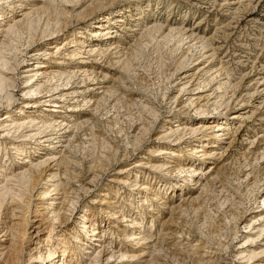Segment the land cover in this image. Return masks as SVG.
I'll list each match as a JSON object with an SVG mask.
<instances>
[{"label": "rangeland", "instance_id": "rangeland-1", "mask_svg": "<svg viewBox=\"0 0 264 264\" xmlns=\"http://www.w3.org/2000/svg\"><path fill=\"white\" fill-rule=\"evenodd\" d=\"M16 1L17 0H15V2ZM18 1L21 2L22 0ZM61 1L63 2V0ZM71 1L72 2L67 4L70 10L73 7V3L79 2L80 4L73 8L74 11L69 10L70 14L66 19L64 18L66 27L65 30L60 33L59 40L55 41V36H46L41 40L36 39L37 42H33L30 45L31 47L29 46L28 48V50L40 48V54H38L37 59L39 61H44L45 65H48L49 61H51L50 66H52V68H61L65 65L54 63L57 62L54 60L61 58V56L58 55L45 59V55L42 54L43 48L49 49V46L52 44L54 45L56 42H61L62 44V40L65 37L72 34V32L81 31L83 27L92 29L94 22L100 20L101 16L110 14L111 12L113 13L120 8V10L123 11V18H126V20L130 19L125 15L127 12L122 9L129 3H138L136 11L133 9L134 7L131 8V11L133 13L141 12V15L144 16L146 20L149 18L151 20L153 19L152 21L162 22L165 20L180 22L182 20L183 24L191 28L194 33L205 35L206 38L210 39L211 46L209 48L211 49L205 53L207 56H201V53H198L199 47L188 49L187 40L180 41L178 34H173L172 37H165V40H163L164 38L156 37L152 40H148L146 42L148 44L142 46L136 56H132L133 71L127 74L118 67V64L111 65V63L107 62L102 63V65L107 68L104 70L105 72H103L107 73V76L100 77L95 81L98 82V86H102V88H98L91 93L87 91L90 88L78 90H84L83 94L87 95V97L94 95L96 98L104 99L101 101L100 106L93 112L90 110L92 108V106H90L91 103L84 105V102H79L80 109L76 111L79 114H76L73 118H78V121H83L85 118H90V120L78 129V131H76V129L74 130L77 134V138H75L74 143L71 145L72 148L70 147L65 152V154H67H64V156H66L67 159L65 158V161L60 164V169L61 172L66 170L71 177H75L74 179H69L68 186H71L72 189L74 188L73 190L76 189V191H78V185L87 188L89 185L85 182L90 180L94 174L97 175V180L95 186L90 188L91 190L89 193L79 191V202L75 209V214L64 228L68 229V231L72 229L71 227L75 226L77 228L78 226L77 223H75V219L84 214V204H88L94 213L99 214L98 218L102 219H98L99 227L102 229L106 228L105 234H103L101 239L102 241H89L91 251L94 250V248L97 251L100 250V244H102L101 247H105L106 250L108 245L112 247L116 245V247L113 248L114 250L120 246H125L126 249L129 248L128 250L130 252L143 251L144 254H141H143L144 257L142 256L140 259H136V262L129 264H138V262H140V264H238L241 260L237 259V254L235 255L234 251H236L237 246L242 243L240 238L242 237L241 231L243 230L242 227L244 222L242 221L243 219L241 220L242 222H238L235 229L240 231L236 235H233L232 230L234 231V229L231 228L233 225L227 224L225 226V221L227 220L224 219L225 214L222 212L224 209H228L226 205L228 202L224 201L225 204L220 208L219 205H217V200H222L223 195L227 197L226 194H228L229 198L227 199L234 202V207L238 208L236 212L244 217L246 216L245 220H249L248 222H253V219L260 213V208H262L261 198L264 197V156L262 158L259 156L264 147V0H254L252 2V6H254L252 9L251 7H247V9H244L241 13L236 12L237 15L232 14V9L228 10L229 7H227H236V5H230L232 0H151L149 5L150 10H145V5L147 3L144 4L143 2L146 0ZM245 2L247 3L248 1ZM33 4L39 6L41 5V0L24 1V6H16L18 8L14 10V13L10 17H18V14L28 11L27 8L33 7ZM24 8L26 9L24 10ZM40 17L41 16L36 15L31 16V18L35 20ZM44 17L45 16H42L40 19L41 24ZM137 17V15L131 17L130 26L135 25L138 21H145L144 19L135 20ZM110 24L111 26H115L112 22H110ZM114 29H118L117 25ZM118 31L121 33V37L118 36L116 39L120 37L119 39L125 43L124 45H132L133 42L131 39L133 34H130L131 31L127 29ZM2 38L3 37L0 35V40H2ZM70 38L71 36H68L66 42H69ZM94 38L95 37H92L91 39ZM91 39H89V41H91ZM114 40L115 38L107 42L102 41V43L107 45ZM61 44L59 45L62 46ZM52 49L53 48L49 50ZM6 51L7 53L10 52L7 55H10L12 58L16 57L15 49L11 51L7 49ZM213 51L215 52V56L211 61L209 55H211ZM184 56H188L189 58L193 56V59H197L189 60L187 62V68L184 67L185 69H180L177 73V77L182 75L180 74L181 72L189 74L196 73L195 77L199 78V76H202V79L210 82H205L206 86L202 89H197V80H194L193 85L190 87V89H193L192 93L191 91H187L188 93L184 95H178V87L168 90L170 88L168 87V79L170 73L175 70L178 60L182 59ZM12 58L11 61L14 62ZM27 61L24 60L22 65L24 67L18 69L20 79H18L16 83L17 87L13 89L16 98H18V103L23 99V95L21 94L22 89L25 88V85L23 86V79L33 74L30 72L34 66L30 65L33 60L30 61V64H28L29 62ZM196 62L197 64H195ZM199 67H202V69L198 70ZM216 71L218 72L216 73ZM226 74H228L233 84L240 83L239 89L232 97V93L229 91L225 93L223 87H221L223 90L217 88L219 82L225 80ZM39 79L41 80L40 77ZM186 79L188 80V78ZM186 79H184V81H187ZM78 80L79 79H77L75 83H70L72 88H79V86L82 85V83H78ZM177 80L178 79L175 81L176 84L179 82ZM71 82H73V80H71ZM181 83L182 81L180 84ZM91 84L92 83H89V85ZM189 86L190 84L188 87ZM255 88H257V91L253 93ZM188 94L191 100H195V105L198 102L197 104L209 106V108H211L213 102L217 101L221 103L219 109H222L225 108L226 104H229V106L225 108L229 109L227 114L220 116V119L223 117L227 119L230 116L229 114L237 110L244 112L243 114H246V116H250L248 121H246V126L244 124L236 134L230 132V134L226 135L225 138H221V140H219L220 137H217L218 139L215 138V145L211 146L210 144H212V142L208 143L206 147H203L205 152H210L218 148L217 151L219 155L217 154L215 158L209 157L210 155L208 154L200 156V153H193L191 155L184 152V144L178 147L174 146V142L168 140L164 142L163 140L157 139L168 131L166 126L174 129V123H197L192 113V108H194L195 105L191 107L185 101L186 98L189 97ZM173 95H177L178 101L175 103ZM250 95L253 96L251 97ZM242 98L246 100V107L238 109L241 104L236 100H241ZM78 101H67L65 103L71 104L70 107H73ZM144 105H149L148 107L150 109L148 107L145 109ZM65 106H61L60 108L65 111ZM41 108L43 112H46V116L47 114H52V116L55 115L54 117L58 120L57 122L63 120V124L65 125L69 120L68 116L65 117L64 112L55 114L49 112L47 106ZM5 109V106H0V115L5 112ZM9 109L13 111V107ZM225 109L222 110L224 111ZM69 112L71 113V111H67V113ZM174 112L175 114L173 115L172 113ZM82 114L85 115L84 118ZM33 115L36 116L37 114L35 113ZM146 115H149V118H147ZM37 116L40 115L38 114ZM188 117L191 118L192 121H186ZM145 118L147 119L145 122L151 121L150 124L146 123L150 125V130L146 135L144 133L141 134L142 138H145V140L142 145H140L141 147H139V144H135V136L138 135L137 132L140 127V120L142 121ZM219 120H211V125L217 123ZM236 121L237 120L234 119V126H238L239 122ZM216 128L208 129L204 135L208 134V136H210L209 133ZM52 129H47L43 133H54L50 136V139L47 137L43 138L49 139L42 144L45 149H47V144L49 142L55 141L53 138L55 137V132H53L54 130ZM61 132H63V130H61ZM231 137H234V139L231 140ZM102 138L116 149L117 154L115 161H112L113 151L107 152L104 150L105 148L102 147ZM192 140L193 139L190 140V143L194 142ZM252 140L254 142L251 147L249 142ZM200 143L202 144L204 142H199V139H196L194 142L195 145H199ZM216 143L219 145L216 146ZM137 146L139 148L138 150H135L134 153H130L131 155L128 153L129 156L127 155L128 157H125V149L130 152ZM153 146L154 150L158 148L161 149L163 153L159 155L149 154L148 149ZM169 147L174 150L175 153L179 151L183 153L182 157H177L175 155L169 156L170 161H167L165 168L169 172L149 168L148 165L157 164L164 160L166 157L165 155L169 153ZM199 148L201 149L202 147ZM250 150H252V152H249ZM244 151L246 152V157L242 155ZM30 156L31 153L29 154V157ZM39 156L44 155L42 153L35 158ZM203 157H206L204 161L202 160ZM41 158L43 157L39 159ZM15 160H13L14 162L11 160L9 162L10 165L8 163L7 174H10L11 170L13 171L15 169ZM21 160L22 159H19V161ZM181 160L187 164L192 162V164H195L197 167L204 164L203 167L206 169L209 168L210 170L209 176L211 178L216 177L214 183L210 185L207 184L205 191L202 192L200 186L198 187L197 184L196 186L194 181L185 179V171L180 177L175 176V169L173 166ZM138 163H145L146 166H135ZM48 168L49 167L43 169L46 174L49 172L47 171ZM122 168L128 170L119 173L118 170ZM135 172L140 174L137 180L138 183L146 182L144 180V175L146 177L147 175L151 176L155 174L158 188L165 178L168 182H171V180H175V182L178 181L185 187L183 186L184 188L181 191H174L171 189L173 185L168 184V186H166L168 190L165 192V188L162 189L161 187V191L158 192V197L163 196L162 200L167 204L165 205L159 202L160 199L157 197L151 200L150 210H148L149 206L142 203V196L145 194L144 190L136 195L135 205L138 211L134 208H131V210L134 214L144 217V229L137 230L136 228L135 232L140 231V235L148 237L146 240L148 244H142L139 248L131 250V247L134 248L133 244L131 245L129 241H125L122 232H132L134 230L124 225L125 221L121 222L117 217L112 218L111 213L118 211L119 205L127 198L128 194L132 193L133 190H130L131 186H129V182L133 180V174ZM248 172H251V174L246 177ZM255 176H257V180H254ZM181 179H184L183 183ZM259 179H261V181H259ZM238 181L242 184L240 187L237 185ZM10 184L13 186L15 182L12 181ZM71 187L69 188L70 192ZM136 191L137 190L133 192L135 193ZM70 196L72 197L74 195L71 193L69 197ZM93 199L94 201H92ZM238 199L241 202L240 204L236 202ZM40 201L41 200L37 197L35 199V196H32L29 217L35 215L33 211L37 209V205L41 203ZM47 201L48 200H46V202ZM104 201H106V203H102ZM128 207L127 205L124 206L125 214H128ZM172 207L174 210L171 213ZM18 210L19 209L15 210L17 215L12 217H10V215L4 216L2 210H0V229L4 225L3 227H6V231L8 226L22 224ZM101 212L104 213L101 214ZM152 218L153 220L150 221ZM167 219H171L170 223L166 222L168 221ZM163 222L165 224H163ZM38 224L39 222L26 223L25 228L27 229V234L22 240L24 247L20 252L19 250L17 251V248L21 241L17 239L16 235L18 234L16 231L11 229L9 232L8 230L6 233L7 235L5 234L4 236L2 235L5 232L0 231V264H14L8 261L10 257L15 256L19 257L18 262L14 260L15 264H28L29 253L35 243V226ZM152 224L153 226H151ZM44 226H42V228ZM95 227H97V225ZM59 229H61V227L56 229L54 238L56 235L61 234V232H57ZM90 230L91 228H88L87 232ZM62 234H64L68 240L72 241L70 237L72 233L68 235L62 231ZM75 245L76 244H74V246ZM255 246L258 248L257 250L264 248V233L258 238ZM109 251L110 250H108V252ZM76 253L79 254V258L84 257L86 260L89 259V254L84 255L81 254L80 251ZM107 255L108 253L98 254L97 259L104 263ZM60 257L61 256L58 255L52 260V263L54 264L57 261L56 259ZM114 259H116V257ZM259 261H264V254L259 258ZM113 264L117 263L114 262Z\"/></svg>", "mask_w": 264, "mask_h": 264}, {"label": "bare ground", "instance_id": "bare-ground-1", "mask_svg": "<svg viewBox=\"0 0 264 264\" xmlns=\"http://www.w3.org/2000/svg\"><path fill=\"white\" fill-rule=\"evenodd\" d=\"M24 1L26 2V0H22L21 2H19L18 0L16 2L15 0H0V35L3 37L2 40H0V106H5L6 108L5 112L0 115V210H2V214L4 216L10 215V217H12L17 215L15 210L19 209L18 212L22 220V224H18L19 226L17 224L10 227L8 226L9 228L7 227L6 231V227H3V225L0 231H4L5 233L2 236H4L8 232V230L10 232L11 229H14L18 234L16 235L17 239H20L21 241V243L18 241L19 245L17 248V251L19 250L20 252L24 247L22 240L27 234V229L25 228L26 223L29 224L33 222H39V224L35 226V243L34 247L31 248V252L29 253L28 264H53L52 260L58 255L61 257L56 259L57 261L54 264H113L114 262H116L117 264L134 263L136 262V259L138 260L142 256L144 257L143 251L130 252L128 250L129 248L126 249L125 246H120L119 248L114 250L113 248H115L116 245L114 247L108 245L106 247V250L105 247H101L102 244L99 245L101 248H99L100 250L97 251L95 250V248L92 251L90 250L91 245L89 246V241L101 240L103 234H105L106 228L102 229L99 227L98 219H102L98 218L99 214L94 213L88 204H84V214L78 216V218L75 219V223H77L78 229L75 226L71 227L72 229L70 231L64 228L65 225L68 224V221L71 219V217H73V215L75 214V209L79 202V191L83 193H89L91 190L90 188L95 186L97 180V175L94 174L93 177L90 178V180L85 182L87 183V185H89L87 186V188L78 185L79 188L77 189L78 191H76V189L73 190L74 188L72 189V187L70 186V192V187L68 186L69 179H74L75 177H71V175L68 174L66 170H63V172H61L60 169V164L65 161V158L67 159V157L64 156L65 152L70 147L72 148L71 145L74 143L75 138H77V134L74 130L76 129V131H78V129H80L87 123L88 120H90V118H85V120L83 121H78V118H73L74 116H76V114H79L78 112H76L80 109L79 102H84V105L91 103L90 106H92V108L90 110L93 112L100 106L101 101H103L104 99L96 98L94 95L87 97V95L83 94L84 90H78L90 88L87 91L91 93L98 88H102V86H98V82H95L100 77L107 76V73H103L107 68L106 66L102 65V63L107 62L111 63V65L118 64V67L121 70H124L127 74L133 71L134 66L132 64V56H136L137 53H139L140 48L148 44L146 42L148 40H152L153 38L161 37L164 38L163 40H165V37H172L173 34H178V36L180 37V41L187 40L188 49L192 47H199L198 53H201V56L206 55L205 53L209 49H211L209 48L211 46L210 39L206 38L205 35L194 33L191 28H188L183 24L182 20L180 22H175L174 20H165L164 22L152 21L153 19L151 20L150 18L146 20L144 19V16L141 15V12L133 13L131 11V8L133 7V9H135L136 11L138 3H129L124 7L122 6V9L127 12L125 15L130 19L126 20V18H123V11L120 10V8L119 10H115V12L113 13L111 12L110 14L101 16L100 20L94 22L92 29L83 27L82 30L80 29L81 31L75 30L76 32H72V34L68 35L71 36L69 42H66V38L68 37L67 36L62 40V44L61 42H56L54 45L52 44L49 46V49L53 48L55 50L43 48L42 54L45 55V59H49L58 55L61 56V58L54 60L57 61L54 63L65 65L61 68H52V66H50L51 61H49L48 65H45L44 61H39L37 59L38 54H40V48L36 50H28V48L33 42L36 41V39L41 40L46 36H55V41H58L60 38V33H62L66 27L64 18L66 19L70 14V11L80 3H73V7L70 10L68 9L67 4L72 2L71 0H63V2L61 0H41V5L38 6L36 4H33V7H29L27 8L28 11H24L23 13L18 14V17H10L14 13V10L18 8L16 6H24ZM245 1L248 2L246 3ZM253 1L254 0H232L230 2V5H236V7H227H229L228 10L232 9V14L237 15L236 12L241 13L244 11V9H247V7H251L252 9L254 7L252 6ZM150 2L151 0H146L143 2L144 4L147 3L145 5V10H150ZM25 9L26 8H24V10ZM34 15L41 17L45 16L42 24L40 20L41 17L36 20L31 18V16ZM134 15L138 16L137 18H135V20L137 19L138 21L140 19H144L145 21H138L135 25L130 26L129 23L131 21V17ZM110 22H112L115 26H111ZM116 25L118 29H114ZM123 29L129 30L131 31L130 34H133V37L131 39L133 43L130 42L132 43V45L126 46L124 45L125 43H123V41L119 39L121 37V33L118 30L122 31ZM118 36L120 37L116 39ZM92 37L95 38L91 39ZM114 38L115 40L109 42V44L107 45L102 43V41L107 42L108 40ZM89 39H91V41H89ZM59 44H61L62 46H60ZM7 49H9L10 51L12 49H15L16 57L12 58L10 55H7L10 53H7ZM214 56L215 52L213 51L211 55H209L211 61L213 60ZM11 58L14 62L11 61ZM196 59L197 58L193 59V56H191V58H189L188 56H184L182 59L178 60L175 70L170 73L168 79V87L170 88L168 90H172L175 87H178V95H184L190 91L192 93L193 89H190V87L193 85L194 80H197V89H202L204 86H206L205 82H210L202 79V76H199V78L195 77L196 73L189 74L186 72H181L180 74L182 75L177 77V73L180 71V69L187 68V62L189 60ZM24 60H29L27 61L29 62L28 64H30V61L33 60V62L30 64L34 65L30 70V72H32L33 74L23 79V86L25 85V88H23L21 91L23 99L18 103V98H16L13 89L17 87L16 83L18 79H20L18 69L24 67L22 66ZM195 64H197V62ZM201 69L202 67H199L198 70ZM218 71H216V73ZM39 77L41 78V80L39 79ZM186 78H188V80ZM77 79H79L78 83H82V85L79 86V88H72V85L70 83H75ZM176 79H178L177 81H179L177 84L175 82ZM184 79H186L187 81H184ZM71 80H73V82H71ZM181 81L182 83L180 84ZM89 83L92 84L89 85ZM189 84L190 86L188 87ZM221 87H223L225 93L228 91L231 92L232 97L239 89L240 83L238 82L233 84L228 74H226L225 80L219 82L217 88L222 89ZM256 91L257 88H255L253 93H256ZM253 95L250 96L252 97ZM173 97L174 103L177 102V95H173ZM192 100L189 95V97H187L185 101L189 104V106L193 107V105H195V100ZM67 101H78V103L73 107H70L71 104L65 103ZM236 101L241 104L240 108L238 109L246 107V100H244L243 98ZM15 102L17 103L14 104ZM197 103L194 108H192V113L194 115V119L197 120V123H174V129H172V127L166 126V129H168V131H164L165 133L157 139L163 140L164 142L167 140L170 142H174V146L178 147L181 146V144H184V152L191 155L193 153H200V156H205L206 154H208L210 155L209 157L215 158L218 154V148L213 149L210 152H205V149L203 147H206L208 143L212 142L213 143L210 145H215V138L217 137H220L219 140H221V138H225V136L230 134V132L236 134L244 124L246 126V121H248L250 116H246V114H243L244 112L237 110L229 114L230 116L227 119H225L224 117H221L222 119H220V116L227 114V111L229 109L225 108H227L229 104H226L225 108H222L225 109L223 111L222 109H219L221 103L217 101L213 102L211 108H209V106H204ZM44 106H47V108H49V112H53L55 114L58 112H64L65 117L68 116L69 120L64 125L63 120L57 122L58 120L54 117L55 115L52 116V114H47L46 116V112H43L41 108ZM61 106H65V111L60 108ZM148 106L149 105H144V108L147 109ZM10 107H13V111H11L12 108L9 109ZM67 111H71V113H67ZM35 113L37 115L39 114L40 116H34L33 114ZM172 114L174 115L175 112ZM82 115V117L84 118L85 115ZM146 116L147 118H149V115ZM186 119V121H192L189 117ZM214 119L220 120L217 123L211 125V120L213 121ZM234 119L237 120L236 122H239L238 126H234ZM146 120V118L142 121L140 120V127L138 128L137 132L138 135L135 136V144H139V147H141L140 145H142L145 140V138H142L141 134L144 133L146 135L150 130V125L147 124H150L151 121L145 122ZM210 128L216 129L212 130V132L209 133L210 136H208V134L204 135V133H206V131ZM47 129L54 130L53 132H55V137L53 138L55 139V141L49 142L47 144V149H45L42 144H44V141H48L51 138L50 136L54 134H43ZM61 130H63V132H61ZM44 137H47L49 139H43ZM191 139H193L192 141L194 142L196 141V139H199V142L204 143L195 145L194 142L190 143ZM233 139L234 137L231 140ZM253 142V140L249 142L251 144V147L253 145ZM101 143L103 145L102 147L105 148L104 150H106L107 152H110L111 150L113 151L112 161H115L117 154L116 149L112 145H110V143H108L104 138L101 139ZM217 145L219 144L216 143V146ZM138 146L130 152L125 149V157L128 155V153L129 155H131L130 153H134L135 150H138ZM199 147L202 148L200 149ZM153 148L154 146L148 149L149 154L159 155L163 153L161 149L157 148L156 150H154ZM169 149V153L165 155L166 157L164 158V160L157 164L148 165V167L153 170L169 172L167 169H165L167 161H170L169 156H183L182 152L179 151L175 153V151L170 147ZM249 152H252V150H250ZM30 153L31 156L29 157ZM42 153L44 156L35 158L37 155ZM242 155L246 157V152L244 151ZM263 156L264 147L259 157L262 158ZM40 157L43 158L39 159ZM205 158L206 157H203L202 160L204 161ZM19 159L22 160L19 161ZM11 160H15V169L13 171L11 170L10 174H7L6 172L8 169V163ZM181 161H178V163L174 164L173 166V168L175 169V176L180 177V175H182V173L185 171V179L194 181L195 185L197 184L198 187L200 186L202 192L205 191L207 184L210 185L214 183L216 177L211 178L209 176L210 170L209 168L206 169L205 167H203L204 164L197 167L195 166V164H192V162L187 164ZM135 166L145 167L146 165L145 163H138ZM46 167H49L47 170L49 171L48 174H46L45 170H43ZM127 170L128 169L126 168H122L119 169L118 172L123 173ZM249 174H251V172H248L246 174V177H248ZM133 175V180L129 182V186H131V191H137L135 193L132 191V193L128 194L127 198H125L122 204L119 205V210L111 213L112 218L117 217L119 218V221H125L124 225L134 230L132 232H122L125 241H129L131 245L133 244L134 248L131 247V250L139 248L142 244H148V242H146L148 237L140 235V231L135 232L136 228L137 230L144 229V217H140L137 214H134V212L131 210V208L137 209L135 205V200L137 198L136 195L144 190L145 194H143L142 196V203L149 206L148 210H150L151 200L159 196L158 192L161 191V187L162 189L165 188L164 192L168 190V188H166L168 184L173 185L171 186V189H173L174 191H181L185 187L178 181V183L175 182V180H171V182H168L167 179L163 177L165 179L162 180L163 183L160 184L161 186H159L158 188V182L156 180L157 178L155 177V174H152L151 176L147 175L146 177L144 175V180L146 181L144 183H138L137 180L138 177H140V174L138 172H135ZM261 179H259V181H261ZM254 180H257V176H255ZM12 181L15 182V185L13 186L10 184V182ZM181 182L183 183L184 179H181ZM237 185L238 187H240L242 184L240 183V181H238ZM69 193H72L74 196L69 197ZM32 196H35V199L36 197L40 199L41 203L37 205V209H34L33 212L35 215L29 217L28 215L30 213L29 208L30 204L32 203ZM226 196L227 197L223 195L222 200H217V205H219L220 208L225 204L224 201L228 202L226 203L228 209H224L222 211L225 214L224 219L227 220L225 221V226L227 224H232L233 226L231 228L234 229V231L232 230V234L236 235L240 231L235 229L236 225L242 219V221L244 222V225L242 227L243 230L241 231L242 237L240 238V241L242 243L241 245L237 246L236 251H234L235 255L237 254V259L241 260L238 264H264V261H259V258L264 254V248L257 250L258 245L255 246L258 238L264 233V197L261 198L262 208H260V213L253 219V222H248L249 220H245L246 216L244 217L243 215H240L236 212L238 208L234 207V202H231L229 199H227L229 198L228 194H226ZM158 198L160 199L159 202L165 205L167 204L166 202H163V196ZM46 200L48 201L46 202ZM92 201H94V199ZM236 202L239 204L241 203L239 199ZM102 203H106V201ZM126 205L129 206L127 208V210H129L127 211L128 214L124 213V206ZM173 207L172 211H170L171 213L175 208ZM103 213L101 212V214ZM152 220L153 218L150 221ZM170 221L171 219L166 222L170 223ZM163 224L165 223L163 222ZM96 225L97 227H95ZM42 226L44 227L42 228ZM151 226H153V224ZM60 227L61 229H59L57 232H61V234L56 235V237L54 238L56 229ZM88 228H91L89 232H87ZM62 231L67 233L68 235L72 233L70 236L72 241L68 240V238L64 234H62ZM74 244L76 245L74 246ZM108 250L110 251L108 252ZM79 251L84 255L89 254V259L86 260V258L84 259V257L79 258V254L76 253ZM103 253H108V255L105 257L104 263L97 259L98 254ZM115 257L116 259H114ZM14 260L18 262L19 257H10L8 262L15 264ZM138 264H140V262H138Z\"/></svg>", "mask_w": 264, "mask_h": 264}]
</instances>
